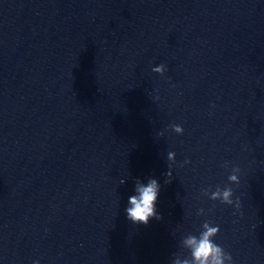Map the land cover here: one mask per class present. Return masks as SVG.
<instances>
[{"label": "clouds", "instance_id": "9594fccd", "mask_svg": "<svg viewBox=\"0 0 264 264\" xmlns=\"http://www.w3.org/2000/svg\"><path fill=\"white\" fill-rule=\"evenodd\" d=\"M166 71L167 66L163 63L152 68V72L160 74L161 76ZM158 98L156 97V99ZM212 107L214 108L215 105H212ZM170 128L176 134L182 135L184 132L183 126L179 124H172ZM158 135L163 136L164 132L161 131ZM175 156V152L169 151L167 153L169 169L176 163ZM189 162L185 160L183 163L187 164ZM223 166L225 168L229 167V162L226 161ZM239 172L240 169L238 167L231 168V174L228 176L230 184L239 185ZM166 177L165 184L170 183L172 172L168 171ZM125 182L123 179L120 181L121 184ZM161 187V184L156 178L148 177L146 183L137 179L135 181L134 194L128 197V206L125 208L126 218L133 224L144 225H147L153 218L156 220L162 219V216L157 210ZM201 195L207 196L212 201H219L221 204L233 206L237 210L241 208L240 199L239 197L235 200L233 199L234 190L230 186L223 188L217 186L214 191L210 188H203L201 189ZM206 214L203 208L197 211V215ZM219 232V225H213L210 221L206 220L201 226L199 235L188 233L182 238L181 247L186 249L189 255L184 258L177 255L173 260V264H234L232 255L214 241V238ZM33 264H39V261H34Z\"/></svg>", "mask_w": 264, "mask_h": 264}]
</instances>
